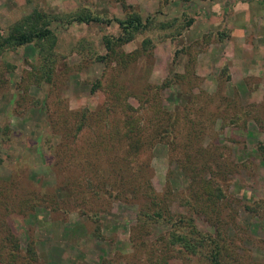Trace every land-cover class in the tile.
Returning a JSON list of instances; mask_svg holds the SVG:
<instances>
[{
	"label": "rangeland",
	"instance_id": "obj_1",
	"mask_svg": "<svg viewBox=\"0 0 264 264\" xmlns=\"http://www.w3.org/2000/svg\"><path fill=\"white\" fill-rule=\"evenodd\" d=\"M34 7L47 71L31 44L0 56V264H199L137 222L156 205L264 264V0H0V29ZM81 9L155 19L103 59L119 28Z\"/></svg>",
	"mask_w": 264,
	"mask_h": 264
},
{
	"label": "trees",
	"instance_id": "obj_2",
	"mask_svg": "<svg viewBox=\"0 0 264 264\" xmlns=\"http://www.w3.org/2000/svg\"><path fill=\"white\" fill-rule=\"evenodd\" d=\"M81 10L82 12L71 15L72 17H69L67 22L71 23L72 21H77L107 26L116 23L119 28L117 35L105 34L102 37L106 53L97 56L103 59L104 56H109L116 52L115 47L117 44L121 45L123 42L132 38L134 31L150 29L155 19L149 16L144 17L138 11L128 12L125 17L117 18L99 14L89 9ZM51 21L50 15H46L43 10L34 7L13 26L11 31L7 32L0 29V56H2L5 48H16L31 44L38 49V56L40 57L39 63L41 65L40 68H37L40 74L41 71H47L50 66V51H53V46L56 42V36L51 26ZM190 22L191 20L189 23ZM208 182L210 181H206L204 184L211 188L215 194V190H217L218 187L214 189ZM146 206L148 207V204H146ZM153 210L154 215H149L143 209L138 210L137 222L144 223L149 218L152 219V221L154 220V222L165 220L170 223L167 246H176L178 244V251L180 250L182 251L181 253H186L189 257H196L195 259L199 264H225L223 261V246L220 244L217 235L214 236L211 232L200 229L194 222V219H187L184 216H179L177 219L164 217L162 211L160 212L161 208L157 205ZM164 211H166V207H164ZM6 240L12 243L10 244L11 247H8V249L9 252L14 255V250L18 247L17 239L14 237L13 233L9 231ZM31 250L33 251V249H30V251Z\"/></svg>",
	"mask_w": 264,
	"mask_h": 264
}]
</instances>
